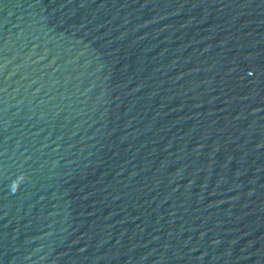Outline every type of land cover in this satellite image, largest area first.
Segmentation results:
<instances>
[{"label":"water","instance_id":"1","mask_svg":"<svg viewBox=\"0 0 264 264\" xmlns=\"http://www.w3.org/2000/svg\"><path fill=\"white\" fill-rule=\"evenodd\" d=\"M0 264H264V0H0Z\"/></svg>","mask_w":264,"mask_h":264}]
</instances>
